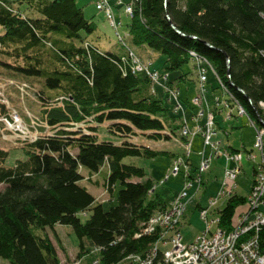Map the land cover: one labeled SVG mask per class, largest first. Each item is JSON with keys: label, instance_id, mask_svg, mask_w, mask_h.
<instances>
[{"label": "trees", "instance_id": "1", "mask_svg": "<svg viewBox=\"0 0 264 264\" xmlns=\"http://www.w3.org/2000/svg\"><path fill=\"white\" fill-rule=\"evenodd\" d=\"M77 3L0 0L3 77L24 94L34 89L41 105L37 139L17 148L24 157L10 166L11 150L0 147V184L5 185L0 191V258L10 264H68L47 231L69 225L79 238L94 243L99 264H131L130 256L148 258L154 250L158 263L170 238H161L165 228L150 231L148 226L169 203L157 194L145 168L124 159L174 155L144 139L164 142L181 136L187 141L181 134L184 117L170 92H180L176 82L188 79L186 72L174 79L171 73L191 61L198 79L202 69L212 70L264 125V112L257 109L264 99V0H139L128 32L119 37L118 52L101 48L97 23ZM132 44L164 56L161 72L168 77L160 80V88L147 73L134 72L133 55L143 58ZM102 125L119 141L102 140ZM105 164L106 191L114 194L120 185L118 203L109 210L80 183L82 168L93 173ZM245 202L246 197L231 194L218 210L219 227L233 229V217ZM81 248L78 258L91 253L83 243Z\"/></svg>", "mask_w": 264, "mask_h": 264}, {"label": "rangeland", "instance_id": "2", "mask_svg": "<svg viewBox=\"0 0 264 264\" xmlns=\"http://www.w3.org/2000/svg\"><path fill=\"white\" fill-rule=\"evenodd\" d=\"M120 1L123 4L120 5L121 7L124 6L125 8V5L127 4L134 6L130 3L131 0ZM96 2L97 0H78V3L84 7V10L86 9V16L88 18H93L98 25V33L101 34V48L118 52V46L120 42L116 30L112 26H110L103 12L96 10ZM110 3L112 4L111 0ZM18 5L21 10H27L26 4L18 3ZM112 6L114 5L112 4ZM124 13H122V17H120L117 15L115 10L116 18L118 21H120L121 24L119 32L122 35L128 32V24L131 21V18L126 13ZM126 40L129 43V39L126 38ZM131 46L136 51V53L140 55L141 58H143L140 59L143 66L145 64L151 63L152 61H155V64L157 63L156 67L158 68L155 70H158L160 72L163 71V63L165 62V58L163 55L158 52L152 51L146 46L138 47L134 46L133 44ZM134 57L137 56L134 55ZM3 72L4 71H2L0 67V79L3 81L1 82L2 93H4L6 98L9 100V107L15 108V110H17L23 117V119L27 122H30L31 118H36L37 116H39L41 105L34 96V89L33 91L29 90L27 94H24L16 85H12V82H10L9 79L3 77ZM184 72L188 73L187 81L176 82L175 87L180 88L179 94L181 95L182 100L184 99L185 101H187L186 98L192 99L195 96V93L197 94V91H199V89H197V87L199 86L197 85V76L195 74L192 61L185 65L181 70H177L171 73V78L174 79ZM139 73L142 75L146 74L145 71H140ZM161 73H159V75H161ZM208 75L209 79L207 85L209 86H207V89L209 91L207 93V100L210 104L209 107L210 109H214L215 107H217L218 110H220L217 114V120L220 124V127H218L217 125L218 134L213 137V140L222 141L221 147H224L225 151L231 153H241L244 157L242 162L238 163L234 162L233 160L227 161L224 154H222L220 157H215L211 162V167L209 168V170L202 175V184H199V182L195 180L193 185L186 189V184L188 183L185 177L186 170L184 168V164L182 165V172L178 176L172 175L166 180V175L169 172V168L173 164L172 157L175 155L170 156L164 154L159 155L156 158L126 157L124 159V163L136 164L146 169L148 174L155 180L157 185V194L163 201L166 200L170 204L175 199V197H180L181 195H183L182 199L189 208L186 216L183 219L182 227L180 226L181 234L183 236L182 243L186 245L196 241L198 237L203 233V231H205V229L207 228V221L201 217V212L203 211V209L205 210V208H209L208 219L210 222H212V220L214 219H218V210L223 209V207L226 205V202L230 196V192L232 194L237 193L238 195L246 197L245 204L241 205L238 208V213L236 212L237 216L235 215L233 217V222L236 221L234 223V226H237L239 224L241 216L244 215V213L246 215H249L250 220H254L256 217V212H251V205L248 200L255 179L257 178V175H259V172H261L260 164L262 160V154L261 151L257 147H255L257 136L256 127L251 123L248 116L245 117L238 114L237 106H235L233 101H230L231 95L224 92L223 88L219 86V82L214 72L212 70H209ZM216 82L218 84H216ZM18 84L23 83L19 81L17 82V85ZM35 84L36 85L34 87L36 88L40 86L36 82ZM157 86H160L159 83L156 84V87ZM158 91L160 94L162 93V91ZM218 99H220L219 106H217ZM227 100L234 105H225ZM229 115L230 118H228ZM250 115L252 114L250 113ZM251 117L254 118L252 119L254 120V123L256 124L258 129L264 128V125L260 124L254 115H252ZM206 119L207 116L204 119H201L202 121L200 120V123L203 124ZM197 134H201L203 138V134L201 132ZM99 135L102 140H111L115 142L119 141L117 137L111 135L108 132L105 125H102L100 127ZM144 142L149 146L157 147L160 149H168L173 153L180 154L178 157L184 156V153L186 152L185 144L184 142H182L180 137L173 138L170 141H164L163 144L166 146V148L158 145L159 142H156L154 140L144 139ZM204 143L205 141L203 142V144ZM19 144L20 143L15 144L13 142L3 140L1 138L0 131V147L11 150V154L7 161V164L10 166H13L15 164L16 159H21L24 157L23 151L21 149H17L18 147H20ZM193 153H195L193 155V160L195 162L194 164L192 162L191 175L197 176L199 175V171L197 168L201 164L202 157L200 154L199 156L195 151H193ZM205 153L206 156L209 157L213 153L212 148L210 146L206 147ZM251 153L253 155L255 154L256 156L254 158H249V155ZM239 165L242 166L243 169L238 178L233 181L228 180L229 186L225 187L224 184L227 182L225 179V169L238 167ZM81 172L83 173V175H85V179L80 182L81 185L86 186L88 190L101 203H103L105 210H109L111 207L117 205L120 185H117L114 194L107 192L104 187V183L109 174V166L107 164H105L98 172L90 173L86 168H82ZM161 181H164V184H161ZM4 189L5 185L0 184V191ZM156 197L158 196L155 195L154 198ZM86 219L87 217L83 216V221H85ZM216 228L217 223L214 222L212 224V230H216ZM47 232L59 248V255L68 264H95L96 260L100 256V252L95 248L94 243L88 238H79L72 226L57 225L55 231L48 229ZM55 232L57 233L56 235L60 239V242H58L57 237L55 236ZM170 234L173 235L174 232H171ZM170 234L169 236H171ZM82 243L84 244L86 250L91 253L82 254L81 258H78L77 254L80 253L82 249ZM169 248H171V244L165 246V249ZM0 264H10V262L6 259L0 258Z\"/></svg>", "mask_w": 264, "mask_h": 264}, {"label": "built area", "instance_id": "3", "mask_svg": "<svg viewBox=\"0 0 264 264\" xmlns=\"http://www.w3.org/2000/svg\"><path fill=\"white\" fill-rule=\"evenodd\" d=\"M139 1V0H133ZM121 4V1H118ZM98 8H100L110 22V24L118 28L119 24L114 19V9L110 0H99ZM127 13L133 15V6L130 4L126 5ZM138 68H141V61L137 58ZM152 63L145 64L143 69L151 77V79L160 83V75L153 69ZM207 70L202 69L200 72L199 82L203 85L200 87L199 94L195 95L190 104L194 113L193 120L196 122V129L189 127L186 118V125L182 129V135L186 137V149L187 153L185 156L177 157L174 159L171 168L166 176V179L170 176H177L182 172V165L186 170L185 177L188 184L186 189L191 187L195 180L202 184V175L211 167V162L215 157H220L222 154L225 155L227 161L233 160L234 162L241 163L243 155L239 152L231 153L225 151L224 147H221L222 141H214L213 137L218 134L217 131V117L215 109L208 108L209 102L205 99L207 92L208 78L206 76ZM220 85L230 90L224 84L223 80L219 78ZM172 99L175 103V110L182 115L185 114V105L180 99L179 91L173 90L170 92ZM231 93V92H230ZM1 94V93H0ZM0 101L4 99L0 96ZM235 106H237L238 114L241 116H248L251 123L256 127L257 136L255 147H257L262 154L261 160V172L257 175L255 182L249 194V203L251 205V212H256L254 220H250L249 215H242L240 222L231 230H225L219 227V219H214L212 222L208 219V209L205 208L201 212V217L207 221V228L198 237L196 241L191 244H183V236L179 231V225L182 221L183 216L187 211V205L183 201V195L175 197V199L169 204L167 211L156 214L150 221L148 230L153 231L157 226L166 229L162 239H169L171 248L165 251L161 261L158 263L154 262V259L158 257V250H154L152 255L148 258H143L141 255H134L129 257L131 264H264V128L258 129L251 115L245 108V106L231 93V99ZM227 100L225 105L232 106L233 104ZM220 99L217 100V106H219ZM257 109L264 112V99L257 103ZM207 119L203 124L200 123L201 119ZM230 118V115L228 116ZM0 124L3 125V131L11 132L15 139L29 141L37 139V132H33L32 128L36 127V122L33 120L32 125H28L20 115L14 111L6 115H0ZM219 127V126H218ZM201 132L203 134V140L205 141L204 146H210L213 153L208 157L206 156L205 150L200 151L199 154L202 157L201 164L197 168L199 175H191V162L190 154L192 148V138L195 134ZM4 138H7L4 135ZM256 155L250 154L249 158H254ZM242 166L226 168L225 169V187L229 186L228 180H236L242 171ZM258 172V171H257ZM163 183V181H162ZM224 193V191H223ZM232 193L230 192V195ZM215 201V200H211ZM217 223L216 230H212V224ZM171 232L173 235L169 236ZM99 264V262H95Z\"/></svg>", "mask_w": 264, "mask_h": 264}, {"label": "bare ground", "instance_id": "4", "mask_svg": "<svg viewBox=\"0 0 264 264\" xmlns=\"http://www.w3.org/2000/svg\"><path fill=\"white\" fill-rule=\"evenodd\" d=\"M118 1V0H117ZM138 1H133V0H131V4H133L134 6H133V10H135V4L137 3ZM78 4V3H77ZM98 4H99V0H97V2H96V10L97 11H100V12H103L100 8H98ZM120 5V4H119ZM117 7H118V5H117ZM124 7V6H123ZM124 9V12L131 18V17H133V15H134V12H133V15L132 16H130L128 13H127V10H126V7L125 8H123ZM114 19H115V21L119 24V27L118 28H115V27H113L111 24H110V22H109V24H110V26H112L115 30H116V33H117V35H118V37H120V35H122V34H120V32H119V29L121 28L120 26H121V24H120V21H118L117 20V18H116V15H115V10H114ZM124 13V14H125ZM104 14V13H103ZM105 16V15H104ZM106 18V17H105ZM129 18V19H130ZM107 19V18H106ZM128 37V36H127ZM133 51V50H132ZM132 63H133V66H134V72H136V73H139L140 71H145L144 69H143V64L141 63V68H138V64H137V57H134V55H133V58H132ZM195 64H196V62H195ZM206 65V64H205ZM207 66V65H206ZM214 66V65H213ZM215 68V67H214ZM198 70V69H197ZM158 74L159 73H161L160 71H158V70H155ZM217 71V70H216ZM146 72V71H145ZM162 74V73H161ZM212 74V73H211ZM206 76H207V78H208V73H206ZM168 77V75H165V76H163V74L161 75V79L163 80V79H165V78H167ZM199 77V76H198ZM209 79V78H208ZM2 81V80H1ZM3 82V81H2ZM16 82V81H15ZM218 82H219V80H218ZM224 82V81H223ZM28 84V83H27ZM216 84H218L217 82H216ZM197 85L199 86V87H197V89H200V87L201 88H203V85L199 82V79L197 78ZM207 86H209V85H204V88H206ZM219 86L220 87H222L221 85H220V82H219ZM157 87H159V86H157ZM188 87V86H187ZM218 87V86H217ZM160 88V87H159ZM223 88V87H222ZM212 89V88H211ZM28 90V89H27ZM222 90V89H221ZM223 90H224V92H226V93H229L230 95H231V93L227 90V89H225V88H223ZM208 89H207V92H206V95H205V99H207V93H208ZM217 91H220V90H217ZM216 91V92H217ZM159 92V91H158ZM161 92V91H160ZM215 92V91H214ZM199 94V92L197 91V95ZM169 96V95H168ZM186 98V97H185ZM229 98V97H228ZM191 100V99H190ZM173 101V100H172ZM190 102V101H189ZM173 103H174V101H173ZM231 103V102H230ZM226 104V103H225ZM233 104V103H232ZM210 105V104H209ZM234 105V104H233ZM253 105V104H252ZM175 106V105H174ZM0 107H2V106H0ZM171 107H173V106H171ZM185 108H186V110H187V108H188V106L186 107L185 106ZM190 108L192 109V106H190ZM208 108H210L209 106H208ZM233 108V107H232ZM236 109V108H235ZM247 109V108H246ZM6 110V109H5ZM186 110H185V112H186ZM193 110V109H192ZM232 111V110H231ZM194 112V111H193ZM259 112V111H258ZM172 113H173V111H172ZM191 113V112H190ZM195 113V112H194ZM233 113V112H232ZM228 114V113H227ZM250 114V113H249ZM263 114V113H262ZM172 115H175V114H172ZM176 116V115H175ZM178 116V115H177ZM193 116H194V114H193ZM252 116V115H251ZM183 117H184V119L186 118V116L185 115H183ZM191 117V116H190ZM246 117V116H245ZM193 118V117H192ZM253 118V117H252ZM254 119V118H253ZM183 121V120H182ZM202 121V120H201ZM189 122H190V120H189ZM223 122V121H222ZM227 122H229V121H227ZM191 123V122H190ZM224 123V122H223ZM222 123V124H223ZM223 127V126H222ZM192 129V128H191ZM194 129H196V126H195V128ZM226 130V129H225ZM220 131V130H219ZM228 131V130H227ZM200 136V135H199ZM229 136V135H228ZM201 137V136H200ZM203 142H204V140H203ZM20 145V144H19ZM257 151V150H256ZM250 153V152H249ZM163 184H164V182H163ZM248 202V201H247ZM168 205V204H167ZM169 206V205H168ZM225 207V206H224ZM248 207H249V205H248ZM244 209V208H243ZM164 210H167V209H164ZM238 210V209H237ZM238 213V212H237ZM245 214V213H244ZM236 215V214H235ZM237 216V215H236ZM236 222V221H235ZM234 222V223H235ZM233 223V224H234ZM145 226V225H144ZM143 227V226H142ZM181 227H182V224H181ZM232 227H234V226H232ZM221 228V227H220ZM144 229V228H143ZM214 229V228H213ZM158 234L159 233H157V237H158ZM154 235V234H153ZM170 235H172V234H170ZM155 236V235H154ZM159 238H160V236H159ZM158 239V238H157ZM159 240V239H158ZM59 244V243H58ZM153 247V246H152ZM151 248V247H150ZM148 253V252H147ZM145 255V254H144ZM143 255V256H144ZM131 257V256H130ZM125 263V262H124Z\"/></svg>", "mask_w": 264, "mask_h": 264}, {"label": "crops", "instance_id": "5", "mask_svg": "<svg viewBox=\"0 0 264 264\" xmlns=\"http://www.w3.org/2000/svg\"><path fill=\"white\" fill-rule=\"evenodd\" d=\"M112 1V4L115 6L114 8H115V10H116V13H117V15L118 16H120V17H122V13H124V7H121L120 5H118V7H117V0H111ZM129 1V0H128ZM94 9H95V7H94ZM85 13L87 14V11H86V9H85ZM118 49H119V47H118ZM179 90H180V88H179ZM195 95H196V93H195ZM186 100L189 102L190 101V99L189 98H186ZM185 101V100H184ZM189 105V104H188ZM190 106H191V104L189 105V107L187 108V110H186V120H187V123H188V125H189V127H191L192 129H194L195 128V126H196V122L192 119V117H193V114H194V112H193V110L190 108ZM187 107V106H186ZM192 110V111H191ZM191 111V113H189ZM218 113H216V116L218 117V115H217ZM191 116V117H190ZM189 120H190V122H189ZM201 137H200V136ZM180 139L182 140V142H184V139L180 136ZM158 145H161V146H163L164 148H166V146L163 144V142H159L158 143ZM203 146H204V144H203V138H202V135L201 134H196L194 137H193V139H192V153H191V156H190V158H191V161L193 162V164H194V157H193V155L195 154V153H193V151H195V152H197V154L200 152V151H203L204 150V148H203ZM163 149V148H162ZM203 149V150H202ZM164 150H167V151H170V150H168V149H164ZM171 152V151H170ZM172 154H174V155H176L177 153H173L172 152ZM178 155V154H177ZM199 155V154H198ZM200 156V155H199ZM173 158V157H172ZM188 209L189 208H187V211H188ZM79 254V253H78ZM78 254H77V257H78ZM61 257V256H60ZM61 259H62V257H61ZM62 261L63 262H65L63 259H62Z\"/></svg>", "mask_w": 264, "mask_h": 264}]
</instances>
